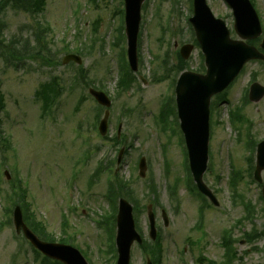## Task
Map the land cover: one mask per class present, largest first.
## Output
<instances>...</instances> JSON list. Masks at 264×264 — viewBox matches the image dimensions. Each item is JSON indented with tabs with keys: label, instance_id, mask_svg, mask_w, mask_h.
<instances>
[{
	"label": "rangeland",
	"instance_id": "374dc122",
	"mask_svg": "<svg viewBox=\"0 0 264 264\" xmlns=\"http://www.w3.org/2000/svg\"><path fill=\"white\" fill-rule=\"evenodd\" d=\"M254 2L264 29V0ZM208 4L213 14L226 22L232 38L238 40L232 11L225 2L208 0ZM191 8L192 0H148L143 5L139 72L133 74L136 82L130 85V92L116 88L119 56L127 49L126 39L117 43L119 47L114 43L121 24L117 12L124 9V0H100L97 4L89 0H46L43 12L35 16L13 5L4 11L3 40L11 47L8 49L16 47L23 53L21 59L11 60L12 66L0 59V96L5 101L0 111V264H41L42 257L36 258L13 225V189L19 193L20 187L27 190V201L37 221L56 241L72 240L74 247L86 252L89 264H116L106 254L111 226L103 230L97 223L101 216L112 213L107 193L114 173H109L117 169L122 146L127 153L118 177L130 182L140 201L141 210L134 213L136 230L147 241V208H154L162 238L161 264H201V256L221 262L225 251L220 243L223 232L229 230L234 231L239 255L233 264H264V236L248 243L243 234L252 229L264 231L262 193L257 184H252L247 161L252 151L243 137L248 125L236 129L230 121V110L242 105L254 74L264 85V66L260 63L246 66L226 99L213 100L217 107L211 112L205 182L220 206L205 207L202 228H197L200 208L207 202L199 197L192 182L190 188L186 183V146L175 111V88L181 71L197 72L204 64L201 49L196 47L188 60L189 68L179 65L180 48L196 38L189 22ZM79 50L83 56L77 53ZM68 54L82 56L86 76L74 64L62 65ZM51 81H58L63 93L44 113L37 93ZM89 86L102 89L113 101L109 136L114 138L118 126L123 125L126 140L119 149L102 140L94 129L99 106L90 98ZM171 95L172 107L165 115L169 114L170 125L163 131L160 111ZM244 116L250 120V132L259 143L264 139V100L259 105H246ZM141 158L148 164L143 179L139 176ZM100 163L111 169L91 185ZM7 172L10 179L5 177ZM236 172L240 177L232 186ZM246 202L256 208L254 225L246 221ZM163 210L169 215L168 227L162 220ZM65 216L67 227L62 223ZM146 263L144 253L134 245L131 264Z\"/></svg>",
	"mask_w": 264,
	"mask_h": 264
},
{
	"label": "water",
	"instance_id": "95a60500",
	"mask_svg": "<svg viewBox=\"0 0 264 264\" xmlns=\"http://www.w3.org/2000/svg\"><path fill=\"white\" fill-rule=\"evenodd\" d=\"M145 1L126 0L129 61L133 71L138 70L137 41L141 23V8ZM225 2L233 10L234 28L242 40L257 39L262 35L258 14L249 0H225ZM194 5L195 16L191 19V22L195 27L198 40L205 54L208 73L206 76L189 72L184 73L180 77L176 89L177 104L195 182L201 193L209 197L216 206H219L212 191L203 181L209 160L210 101L214 95L224 91L235 80L248 61H264V55L255 48L247 46L244 42L231 40L230 32L225 23L214 17L206 0H194ZM262 48L264 49V44ZM192 50V46H185L181 54L185 59H188ZM72 60L81 63L79 58L68 56L65 58L64 64ZM91 93L102 105L107 107L111 105L104 94L95 91H91ZM263 97L264 88L259 84L253 85L251 100L259 102ZM107 119L108 114L100 128L103 135L107 133ZM140 169L141 175L144 177L145 159L141 161ZM263 171L264 142L258 148L257 169L255 172V178L260 183H262L261 173ZM149 210L151 237L156 240L155 217L151 207ZM164 218L167 225L166 215H164ZM14 223L18 233L23 231L26 237L50 258L59 260L64 264H87L82 255L71 247L40 242L24 224L20 208H17L14 213ZM117 224L118 264H130L131 248L135 242L142 243V240L135 229L133 207L125 200L120 201Z\"/></svg>",
	"mask_w": 264,
	"mask_h": 264
},
{
	"label": "trees",
	"instance_id": "16d2710c",
	"mask_svg": "<svg viewBox=\"0 0 264 264\" xmlns=\"http://www.w3.org/2000/svg\"><path fill=\"white\" fill-rule=\"evenodd\" d=\"M6 1H7V3L10 2L14 7H17L19 10L24 11V12L29 13V14H32V15H37V14L43 12L45 2H46V0H6ZM94 2H95V0H94ZM21 53H23L21 50L17 49L16 47H13L12 58L15 61L21 59V57H22ZM27 57H29V56H27ZM122 72L123 73H122V77H121L119 86L121 88H124V89H129L130 85L133 84V82L135 81L134 77L130 73L129 69L126 66L122 70ZM62 93H63V91L60 90L58 81H53V82H50V83L46 84L45 86H43L41 88V91L39 93H37L38 94L37 96L43 102L44 109L46 110L51 105H53L57 99H59L62 96ZM3 108H4L3 97L0 96V111H2ZM233 120L235 121V119H233V116H232V121ZM239 177H240L239 173H237V175L234 176L233 185H235L237 183ZM152 191L155 192L156 189L152 188ZM234 192L237 194L236 190ZM119 197H126V198L130 199L132 202L135 201L134 200V190L131 188L130 182L128 183V182L120 181V182H117L116 184H112L110 186V199L113 201L114 204L116 203V201ZM20 200H22L23 204L26 203V194L25 193H23L21 195ZM134 203L136 205V208L139 209L138 202L135 201ZM25 206H23V207L27 211L28 210L27 205L25 204ZM246 207L249 208L248 205H246ZM113 220L115 221V217L113 218ZM113 220L110 219L109 222L111 223ZM29 223L37 232H39V230L41 229L40 231L42 233H40V232L39 233L44 238H46L47 240H52V238H50V236L48 234H46V232L44 230L45 229L44 226H42L40 223H37L35 221L30 222V220H29ZM160 245L161 244L158 242V245H157L158 252L161 251ZM223 245L226 249V254H225V262H223L222 264H232V262H235V260L237 259V256H238L237 251L234 248V241L225 240ZM158 256H159V253H158ZM44 261L46 262V264H60L57 262H51L48 259H44ZM212 264H216V263L213 262Z\"/></svg>",
	"mask_w": 264,
	"mask_h": 264
}]
</instances>
